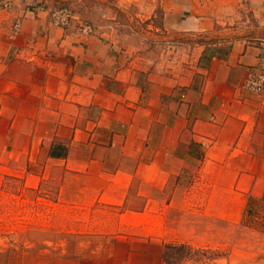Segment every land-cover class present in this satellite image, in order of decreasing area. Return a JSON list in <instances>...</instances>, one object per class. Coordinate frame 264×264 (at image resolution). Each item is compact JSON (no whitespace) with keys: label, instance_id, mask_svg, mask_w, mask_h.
I'll list each match as a JSON object with an SVG mask.
<instances>
[{"label":"crops","instance_id":"obj_1","mask_svg":"<svg viewBox=\"0 0 264 264\" xmlns=\"http://www.w3.org/2000/svg\"><path fill=\"white\" fill-rule=\"evenodd\" d=\"M11 1L0 10V195L5 176L41 192L58 175L61 233L144 243L170 241L172 206L230 224L264 209V95L244 88L264 71V0H121L159 10L166 34L206 36L166 67ZM245 253L224 263L264 264L255 253L242 263ZM148 254L130 246L123 264Z\"/></svg>","mask_w":264,"mask_h":264},{"label":"rangeland","instance_id":"obj_2","mask_svg":"<svg viewBox=\"0 0 264 264\" xmlns=\"http://www.w3.org/2000/svg\"><path fill=\"white\" fill-rule=\"evenodd\" d=\"M11 4L12 1L8 0ZM149 2V0H146ZM30 9L47 10L69 6L80 23L91 25L132 58L144 64L171 65L175 50L177 58L189 49L187 40L202 42L206 36H181L161 31L163 16L159 10L152 15L151 6L121 0H18ZM13 7V4H12ZM77 21V20H76ZM160 29V30H157ZM175 56V57H176ZM42 182L43 190L29 191L15 176H5L0 195V264H90L119 254L118 263L125 262L126 250L148 251L142 264H161L164 257L170 264H227L224 259L233 251L264 257V209H246L238 224H230L206 214L202 207L172 206L165 213V226L170 241L149 243L109 238L100 234L61 233L59 207L52 202L59 178ZM187 180V177H185ZM185 180V182H186ZM75 181V180H74ZM117 211L104 209L102 215ZM179 241V242H177ZM183 241V242H181ZM163 251V261L159 252ZM241 257L255 262L256 255ZM110 254V255H109ZM221 261V262H220ZM164 264H166L164 262Z\"/></svg>","mask_w":264,"mask_h":264},{"label":"built area","instance_id":"obj_3","mask_svg":"<svg viewBox=\"0 0 264 264\" xmlns=\"http://www.w3.org/2000/svg\"><path fill=\"white\" fill-rule=\"evenodd\" d=\"M13 9L12 4L8 0H0V10L11 11ZM47 11L49 15V22L55 27L62 29H68L77 20L73 10L69 6L54 7ZM21 28V21H16L12 26V36L16 35ZM78 32L83 35H95L96 30L93 26L78 23ZM244 88L251 93L257 95H264V71H251L244 82Z\"/></svg>","mask_w":264,"mask_h":264},{"label":"trees","instance_id":"obj_4","mask_svg":"<svg viewBox=\"0 0 264 264\" xmlns=\"http://www.w3.org/2000/svg\"><path fill=\"white\" fill-rule=\"evenodd\" d=\"M164 256H165V255H164ZM164 256H163V258H164V262H165L166 264H170L169 261H168V260L166 259V257H164Z\"/></svg>","mask_w":264,"mask_h":264}]
</instances>
